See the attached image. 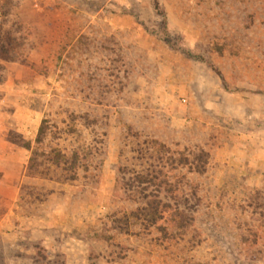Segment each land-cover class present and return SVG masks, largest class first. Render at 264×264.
<instances>
[{
  "label": "rangeland",
  "instance_id": "rangeland-1",
  "mask_svg": "<svg viewBox=\"0 0 264 264\" xmlns=\"http://www.w3.org/2000/svg\"><path fill=\"white\" fill-rule=\"evenodd\" d=\"M158 3L0 0V264H264V0Z\"/></svg>",
  "mask_w": 264,
  "mask_h": 264
},
{
  "label": "trees",
  "instance_id": "trees-1",
  "mask_svg": "<svg viewBox=\"0 0 264 264\" xmlns=\"http://www.w3.org/2000/svg\"><path fill=\"white\" fill-rule=\"evenodd\" d=\"M151 2H152V5H153V8L158 12V14L159 15H161V17L163 18V23H164V21H165V14H164V12L163 11H161L160 9H159V3H158V0H151ZM151 207H152V209L154 208L152 205H151Z\"/></svg>",
  "mask_w": 264,
  "mask_h": 264
},
{
  "label": "crops",
  "instance_id": "crops-1",
  "mask_svg": "<svg viewBox=\"0 0 264 264\" xmlns=\"http://www.w3.org/2000/svg\"><path fill=\"white\" fill-rule=\"evenodd\" d=\"M262 148H263L262 150H264V146Z\"/></svg>",
  "mask_w": 264,
  "mask_h": 264
},
{
  "label": "built area",
  "instance_id": "built-area-1",
  "mask_svg": "<svg viewBox=\"0 0 264 264\" xmlns=\"http://www.w3.org/2000/svg\"><path fill=\"white\" fill-rule=\"evenodd\" d=\"M0 15H1V12H0Z\"/></svg>",
  "mask_w": 264,
  "mask_h": 264
}]
</instances>
